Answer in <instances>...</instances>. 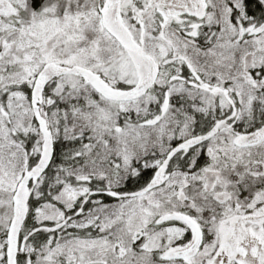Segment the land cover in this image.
Segmentation results:
<instances>
[{
	"label": "snow or ice",
	"instance_id": "1",
	"mask_svg": "<svg viewBox=\"0 0 264 264\" xmlns=\"http://www.w3.org/2000/svg\"><path fill=\"white\" fill-rule=\"evenodd\" d=\"M0 264H264V0H0Z\"/></svg>",
	"mask_w": 264,
	"mask_h": 264
}]
</instances>
